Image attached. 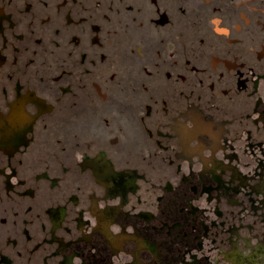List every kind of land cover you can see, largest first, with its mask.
<instances>
[{
  "label": "flooded vegetation",
  "instance_id": "1",
  "mask_svg": "<svg viewBox=\"0 0 264 264\" xmlns=\"http://www.w3.org/2000/svg\"><path fill=\"white\" fill-rule=\"evenodd\" d=\"M0 264H264V0H0Z\"/></svg>",
  "mask_w": 264,
  "mask_h": 264
}]
</instances>
